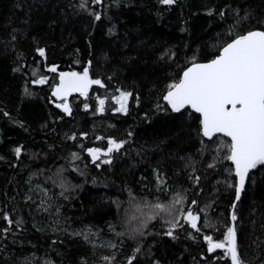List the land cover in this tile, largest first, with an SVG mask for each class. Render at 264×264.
Here are the masks:
<instances>
[{"label":"trees","instance_id":"16d2710c","mask_svg":"<svg viewBox=\"0 0 264 264\" xmlns=\"http://www.w3.org/2000/svg\"><path fill=\"white\" fill-rule=\"evenodd\" d=\"M17 2L0 0V109L10 113L9 118L0 112V157L4 158L0 159V208L10 204V198L16 196L18 191L21 196L24 194L27 190L24 181L30 173L44 168L48 170L45 174L52 176L62 166L68 167L64 157L72 151L80 152L81 155V160L76 161V164L81 168L87 165L86 175H79L70 167L65 173L72 183L83 186L74 194L79 198L73 199L63 210L65 216L72 218L70 223L75 228L86 224L103 225L105 219L116 218V205L109 207V203H101L102 199L110 202L119 198L122 201L120 215L127 214L130 219L147 212L148 209L143 206L138 211L135 205L129 204L127 192H122V189L130 186L138 194L137 199H140L145 196L144 185L154 190L158 182L155 170L160 172L162 178L166 174L167 182L173 190L181 187L189 189L192 182L188 174L182 171L181 157L197 156L199 144L194 130L175 119L178 114L170 113V110L169 113L156 110L157 102L165 104L160 94L165 83L170 82L168 77L178 72L179 68L173 64L166 75L154 61L165 45L176 47L177 60L182 65L185 64V55L191 56L190 50L201 49L211 55L214 51L212 45L217 42L216 31L222 30L227 24L218 16L206 15V11L212 7L219 9L229 0H179L178 5L170 8L160 5L159 0H130L123 7H116L114 0H103L100 5L88 0L87 11L78 14L69 6V0H20V8L16 7ZM72 2L78 3L79 0ZM249 2L258 11L264 9L262 0ZM91 11L102 13L101 21H94L88 14ZM108 17H111V23ZM112 24H115L118 35L109 34L108 29ZM13 34L16 37L14 40ZM89 40L92 42L91 49ZM37 46L46 49V59L38 55ZM104 57L109 60L106 61ZM89 59L93 60L96 77L106 81L108 76L113 77L108 81L107 90L93 86L89 103H94L95 96H103L105 91L118 94L115 93V87L123 85L133 91L134 97H140L139 105L134 99L130 101L127 116L113 112L93 116L90 111L83 110V98L77 94L69 98L73 104L71 117L50 102L54 100L50 85L55 82L53 78L56 74L47 72V67L55 64L63 71H79ZM77 60L79 63L75 62ZM35 73L47 75L49 84H33ZM26 88L32 95H25ZM45 124L47 128L43 127ZM128 131L133 132L132 137L127 136ZM65 132H87L88 137L78 142H65ZM101 135L105 137L104 140L96 139ZM109 137L126 139L128 143L117 155L114 167L101 165L98 169L91 163L86 149L106 148ZM79 144L84 145V150ZM20 145H23L22 158L17 160L12 149ZM33 153L41 155L33 160ZM206 171L210 170L201 167L198 173L204 176V192L199 195L198 190L187 192L188 197L198 199L201 206L206 202L211 203L214 186L220 187L216 181L222 179L219 175H205ZM39 179L43 182L44 176ZM48 187H52L58 194L59 188L50 182ZM5 192L8 193L7 197ZM231 195L230 192H224L219 197L218 209L215 212L209 210L214 224L217 218L221 224L224 222ZM21 196H16L15 203H20ZM157 196L161 200L170 199L167 191L157 193ZM145 198L155 200L156 196ZM242 199L245 211L244 219L240 222L238 242L243 243L242 250L254 256L258 254L255 247L259 243L257 237L264 240V228H261V224H264V188L250 191ZM94 206L97 209L95 213L92 212ZM34 208L32 206L33 212L29 215V208L20 204L13 214L14 218L22 215L25 221L22 230H17V245L12 248L13 255H17V249L22 245L27 256L35 253L40 258L50 243V233L45 235L33 227L34 223H46L48 219L37 215ZM5 210L11 211V208ZM221 212L224 213L223 217L219 216ZM5 226L6 222L0 219V228ZM132 226H135V220ZM150 227L154 232L162 231L159 222ZM204 231L211 234L213 230ZM101 235L106 240H115L114 233H109L107 228H104ZM149 248L151 256L158 259L160 264H204L201 257L206 245L202 238L200 242H194L181 233L180 239L173 241L166 236L153 235L145 241L144 252L147 253ZM131 249L132 244L128 242L117 250L118 264H124ZM65 251V264H70L81 254L90 255V246L83 245L82 241H73ZM261 251H264V247ZM52 256L60 259L55 253ZM25 258L17 255L19 260ZM140 264H152V260L145 254L140 257Z\"/></svg>","mask_w":264,"mask_h":264},{"label":"snow or ice","instance_id":"6c2138e0","mask_svg":"<svg viewBox=\"0 0 264 264\" xmlns=\"http://www.w3.org/2000/svg\"><path fill=\"white\" fill-rule=\"evenodd\" d=\"M93 3L100 5L103 0H93ZM114 3L116 7H123L127 6L130 0H114ZM178 3L179 0H159L160 5L169 8ZM69 6L78 14L87 11L88 0H79L78 3L69 0ZM16 7H22L20 0ZM88 14L94 21L102 19L100 12L91 11ZM206 15L218 16L227 24L222 30L216 31L217 42L212 45L214 51L211 55L201 49L190 50L191 56L186 54L185 64L182 65L177 60L176 47L165 45L154 61L166 75L168 68L173 64L179 68L178 72L168 77L170 82L165 83L160 94V99L165 104L157 102L156 110L165 113H169L170 110V113L178 114L174 118L194 130L199 144L197 156L181 157L182 171L188 174L192 182L190 188L186 190L181 187L173 190L167 182L166 174L162 178L160 172L155 170L158 182L154 185V190L144 185L145 196L140 199H137L138 194L130 186L122 189V192H127L129 204L135 205L138 211L143 206L148 209L147 212L130 219L127 214L120 215L122 201L119 198L110 202L102 199L101 203H109V207L116 205V218L105 219L103 225L86 224L75 228L70 223L72 218L65 216L63 210L73 199L79 198L74 194L83 186L72 183L65 173L70 167L73 172L86 175L87 165L81 168L76 164V161L81 160V155L80 152L72 151L64 157L68 167L62 166L52 176H47L45 173L48 170L44 168L30 173L28 179L24 181L27 190L22 196L19 191L16 194L21 196L20 203H15L16 196H13L10 198V204L0 208V219L6 222V226L0 228V264H65V250L73 241L77 243L82 241L83 245L90 246V255L81 254L70 264H118L117 250L122 249L128 242H131L132 249L131 254L125 257L124 264H140V257L145 254L152 260V264H160L158 259L151 256L150 248L147 253L144 252L147 238L162 235L178 241L181 233L185 234L186 239L194 242H200L202 238L203 244L206 245L204 255L201 257L204 264H221V261L223 264H264V251H261L264 240L257 237L259 243H256L255 247L258 254L254 256H249L246 250H242L244 245L238 242L240 222L244 219L245 211L242 197H247L250 191L264 188V9L258 11L249 0H229L219 9L208 8ZM108 19L111 23V17ZM115 27V24L109 27L110 35H118ZM15 32L13 29V33ZM12 38L13 40L16 38L14 34ZM88 45L91 49V40L88 41ZM36 51L40 57L46 59L45 48L37 46ZM104 59L109 60L108 57ZM75 62L79 63L78 60ZM46 70L56 74L53 78L55 82L50 85L51 97L55 99L50 102L69 117L73 114V104L69 98L74 94L83 98V110L90 111L93 116H104L108 112L127 116L131 100L134 99L139 105L140 97L138 95L134 97L133 91L123 85L115 87V93L118 94H109L105 91L103 96L96 95L94 103L90 104L92 98L89 94L93 86L107 90L108 81L113 79L112 76H108L107 81L96 77L92 59H89L79 71H63L55 64ZM34 75L36 78L32 81L33 84H49L47 75L38 73ZM25 95L32 93L26 88ZM0 112L10 118L7 110L0 109ZM20 126L24 127L23 124ZM43 127L47 128L48 125L45 124ZM52 131L55 132L56 129ZM127 136L132 137L133 132L128 131ZM87 137V132L64 133L65 142H78ZM96 139L104 140L105 137L101 135ZM127 143L126 139L109 137L106 148L88 147L87 156L98 169L101 165L114 167L117 155ZM78 146L84 150L83 144ZM22 150L23 145L12 149L17 160H21ZM40 155L41 153H33L32 159L36 160ZM201 167L210 170L206 171L205 175L222 177L216 181V185L220 187L214 186L215 193L211 203L206 202L203 206L198 199L189 198L187 195L188 191L193 190H198L197 195L204 192L202 183L204 176L198 174ZM41 176H44L43 182L39 179ZM49 182L55 188H59L58 194L52 187H48ZM165 191L168 192L170 199L161 200L157 193L162 194ZM224 192L232 194L228 215L224 217L222 224L218 218L214 224L209 210L215 212L218 209L219 197ZM4 195L7 197L8 193L5 192ZM146 196H156V199H146ZM20 204L29 208V215H32V206H35L34 212L37 215L48 218L46 223L38 222L33 225L37 232L51 234L50 243L40 258H37L35 253L27 256L22 245L17 249V255L26 256L25 259L19 260L17 255L12 254V248L17 245V230H22L25 223L22 215L15 218L13 215ZM7 208H11V211H6ZM96 210L94 206L92 212L95 213ZM219 216L223 217L224 213H219ZM133 220L135 226H132ZM156 222L160 223L162 231L151 230L150 226ZM104 228H107L109 233H114L115 242L112 239L104 240L101 235ZM261 228H264V224H261ZM204 229L213 231L209 234ZM5 252L9 255L4 256ZM52 253L60 259L53 258Z\"/></svg>","mask_w":264,"mask_h":264},{"label":"rangeland","instance_id":"374dc122","mask_svg":"<svg viewBox=\"0 0 264 264\" xmlns=\"http://www.w3.org/2000/svg\"><path fill=\"white\" fill-rule=\"evenodd\" d=\"M104 240H106L105 238H104ZM114 242H115V240H113ZM99 242V241H98ZM103 251H111V250H103Z\"/></svg>","mask_w":264,"mask_h":264}]
</instances>
